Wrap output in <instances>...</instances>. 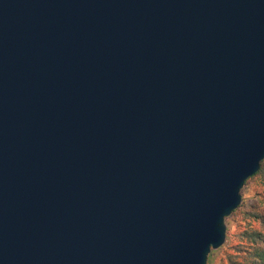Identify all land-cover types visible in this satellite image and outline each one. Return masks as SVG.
<instances>
[{"label":"water","instance_id":"95a60500","mask_svg":"<svg viewBox=\"0 0 264 264\" xmlns=\"http://www.w3.org/2000/svg\"><path fill=\"white\" fill-rule=\"evenodd\" d=\"M264 160V0H0V264H207Z\"/></svg>","mask_w":264,"mask_h":264},{"label":"trees","instance_id":"16d2710c","mask_svg":"<svg viewBox=\"0 0 264 264\" xmlns=\"http://www.w3.org/2000/svg\"><path fill=\"white\" fill-rule=\"evenodd\" d=\"M249 180H254L255 186L261 188L260 191H256V194L264 199V160L260 162L259 170L246 180L244 186ZM242 217L258 222L260 229L246 223L244 229L235 236L236 242L227 243L225 240L223 245L226 247L225 254L219 264H264V213L258 211L243 212ZM208 263H211L210 254Z\"/></svg>","mask_w":264,"mask_h":264},{"label":"rangeland","instance_id":"374dc122","mask_svg":"<svg viewBox=\"0 0 264 264\" xmlns=\"http://www.w3.org/2000/svg\"><path fill=\"white\" fill-rule=\"evenodd\" d=\"M260 187L255 186L254 180H249L241 190V206L229 217L226 218V241L227 243L236 242L235 236L241 232L246 223H250L253 227L260 229L259 223L242 217L243 212L258 211L264 213V199L257 196L256 191H260ZM262 230V229H261ZM225 246H221L217 250H212L210 253L211 263L219 264L224 258Z\"/></svg>","mask_w":264,"mask_h":264}]
</instances>
